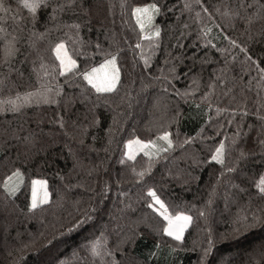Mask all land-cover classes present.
Wrapping results in <instances>:
<instances>
[{
  "label": "trees",
  "instance_id": "16d2710c",
  "mask_svg": "<svg viewBox=\"0 0 264 264\" xmlns=\"http://www.w3.org/2000/svg\"><path fill=\"white\" fill-rule=\"evenodd\" d=\"M35 2L33 15L0 0V264H200L209 236L206 264H264V224L237 222L264 176V0H159L144 30L132 9L157 0ZM61 40L77 62L64 75ZM108 53L122 82L97 93L77 73ZM221 142L223 164L210 159ZM36 179L48 195L32 209ZM180 212L192 220L175 241L164 215Z\"/></svg>",
  "mask_w": 264,
  "mask_h": 264
},
{
  "label": "snow or ice",
  "instance_id": "6c2138e0",
  "mask_svg": "<svg viewBox=\"0 0 264 264\" xmlns=\"http://www.w3.org/2000/svg\"><path fill=\"white\" fill-rule=\"evenodd\" d=\"M22 6L24 8H26L30 13H32L33 15H35V13L37 12V8H38V3L35 2V0H21ZM192 5L186 4L185 7L189 8ZM197 7L199 6V4L196 5ZM163 5L159 2V0H157V2L155 3H150V4H145L142 6H136L132 9V14L136 15V19H137V23L140 26L141 30L145 29V24L142 20V16L144 14H147L149 12V10H151V12L153 13V15L149 16V20H153L155 15H159L160 12L163 9ZM0 10H3L5 12H7L9 9L6 8L3 4H0ZM203 11H207V9H203ZM140 14V15H137ZM76 27H80V25H76ZM0 31H3V29H0ZM207 33V30H206ZM205 33V35H206ZM152 36L154 37H161L162 32H161V28L158 26H154V31L151 33ZM231 44L235 45L236 41L235 40H231ZM97 49L101 48L100 44L96 45ZM139 47V45H138ZM62 49H65V43L63 40H61L59 43L55 44V51L57 53V56L60 60L59 63V74L60 75H64L65 73H67L70 69L75 68L76 67V60L72 59L71 57H67V60L65 59V56H61L60 55V51ZM16 52L14 43L12 41H8L5 45V57H10L12 55H14ZM250 59V58H249ZM145 63H147V61H145ZM260 71L262 73H264V69H260ZM170 72L172 74H174L175 72V67L173 66L170 70ZM102 73V75H101ZM78 76L83 77V80L87 82L88 85H91L92 88L95 89V91L97 93H101V92H113L114 90L118 91V85L122 82L121 80V69L117 64V56L113 55L111 53L106 54V57L103 61L102 64H99L98 67H92L90 68V70H86L83 73H77ZM174 78V75H173ZM61 91H63V89H61ZM46 103L50 102L52 104H57L58 101L55 98H52L50 100H46ZM7 108L4 109H0V111H7ZM13 112L16 111L15 108L11 109ZM57 123H59L61 125V127H64V122H63V118L61 117ZM93 123H95V120L93 121ZM3 136H16V132L15 131H11V130H5L2 134ZM163 138L167 141L169 147L172 146V140L169 139V133L168 132H164L163 134ZM21 140L25 145V148L27 149L28 146L33 142V134L31 132L28 133V136H23L21 134ZM137 143H140V141H136ZM128 144L133 143V141L129 140L127 141ZM187 143V141L185 142ZM262 144H264V141L261 142ZM224 150V143L221 142L220 145L215 149V153L211 155L210 159L213 161H217L218 163L223 164V158H222V153ZM245 155L244 152H241L240 154V158H242ZM28 157H25V159H27ZM120 163H123V161H120ZM233 169H228V172H232ZM13 176H16L17 178H22V173L20 171L19 168H16L15 171L12 173ZM61 179H63V177H61ZM33 185H35L36 183H39L41 185H44L45 182L44 181H33L32 182ZM234 187L239 188V185H234ZM4 188L6 190H8L7 194L8 195H15L16 192L20 191V188H16L15 191L9 190L8 189V184L7 182H5L4 184ZM257 188L259 189L258 193H257V199L259 201V203L256 205V209L255 211H253L251 217L248 216H238L237 222L240 223L241 221H243L242 223V227L244 228H250V227H255L257 224H264V176H261L260 178V182L257 185ZM241 191H246V189H240ZM148 192V196L151 197L153 199V201L155 202V204H159L161 207H163V201L160 199V197L157 195V191L152 188L149 187L147 189ZM47 190H45V196H47ZM121 195H124L123 193H121ZM211 199H209V201L207 203H211ZM42 203H46V201H42ZM251 204V199L250 202ZM32 209H36L37 204H36V199H35V189H33V199H32V203L29 206ZM151 207V205H150ZM258 213V214H257ZM201 215H204V213H201ZM168 221H169V226L167 228L164 229L165 232L168 233L169 236H174L176 240H181L183 237V233H184V229L186 227H188L189 222L192 220V217L185 214L184 212H180L177 213L176 216L170 217V216H166L165 217ZM88 219H90V217L87 216V214H84L81 218L75 220L74 222L71 223V228H69L68 230L71 231L72 229L78 228L80 227L85 221H87ZM238 230V229H237ZM55 241L54 240H50L48 241L49 245H52ZM213 243L212 238L209 236L208 240H207V244L208 247H205L203 249V255L200 258V264H206V259L208 257V255L210 254L212 248L211 245ZM44 251H50V248L44 249ZM93 253L95 254V250L93 249ZM107 255L111 256V252L109 251L107 253ZM55 264H59V258L56 257L55 258ZM85 264H89V262L86 260Z\"/></svg>",
  "mask_w": 264,
  "mask_h": 264
},
{
  "label": "rangeland",
  "instance_id": "374dc122",
  "mask_svg": "<svg viewBox=\"0 0 264 264\" xmlns=\"http://www.w3.org/2000/svg\"><path fill=\"white\" fill-rule=\"evenodd\" d=\"M137 15H140V14H137ZM148 15H146V14H144L143 16H142V20L144 21V18L145 17H147ZM145 34V33H144ZM60 42V41H59ZM58 42V43H59ZM54 52H55V56H56V58L58 59V61H59V63H60V60H59V58H58V56H57V53H56V51H55V48H54ZM60 55L61 56H65V59L67 60V57H71L70 55H69V53H68V51L66 50V47H65V49H62L61 51H60ZM72 58V57H71ZM104 61V60H103ZM103 61H101L99 64H102L103 63ZM99 64L98 65H95V66H92V67H98L99 66ZM92 67H90V68H92ZM90 68L88 69V70H90ZM71 70V69H70ZM101 75H102V73H101ZM91 86V85H90ZM92 87V86H91ZM94 89V88H93ZM95 90V89H94ZM130 150H131V148H130ZM34 181H43V180H40V179H36V180H34ZM44 186H45V184L44 185H41V184H39V183H36L35 185H33V183H32V191H31V202H32V199H33V189H35V199L36 200H38V198H41L42 200H44V199H46V197L47 196H45V189H44ZM40 199V200H41ZM177 214V213H176ZM176 214H165L164 216L166 217V216H170V217H175L176 216ZM169 226V221L166 219V224H165V226H164V228H163V232H164V234L165 235H167L170 239H172V240H175V241H180V240H176L175 239V237L174 236H169L168 235V233L167 232H165L164 231V229L165 228H167ZM185 230V229H184Z\"/></svg>",
  "mask_w": 264,
  "mask_h": 264
}]
</instances>
